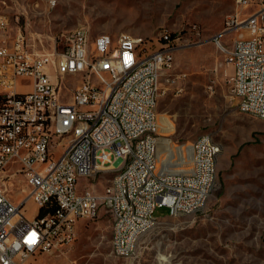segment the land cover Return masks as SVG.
I'll list each match as a JSON object with an SVG mask.
<instances>
[{"label": "built area", "instance_id": "2783aa9c", "mask_svg": "<svg viewBox=\"0 0 264 264\" xmlns=\"http://www.w3.org/2000/svg\"><path fill=\"white\" fill-rule=\"evenodd\" d=\"M235 1L214 39L233 67L240 110L264 118V0ZM176 39L164 31L150 49L147 39L105 32L93 39L79 26L50 50L36 49L0 12V264H27L72 242L78 221L97 217L101 206L112 215L114 255L135 257L158 223L144 221V210L165 206L179 216L205 205L217 183L219 142L210 134L193 142L190 169L161 171L159 74L174 64ZM109 165L119 169L102 194L79 185ZM152 190L163 197L148 199ZM52 201L54 211L28 217L27 204L39 211ZM135 202L151 209L135 210Z\"/></svg>", "mask_w": 264, "mask_h": 264}, {"label": "rangeland", "instance_id": "374dc122", "mask_svg": "<svg viewBox=\"0 0 264 264\" xmlns=\"http://www.w3.org/2000/svg\"><path fill=\"white\" fill-rule=\"evenodd\" d=\"M236 8L235 0H0V12L22 26L36 49L50 50L57 36L79 26L93 39L104 32L114 39L143 36L150 49L171 32L175 59L162 76L157 105L161 171L190 169L192 144L205 134L222 146L205 205L179 216L159 206L158 223L141 237L137 256L114 255L112 215L101 206L97 217L79 220L72 242L27 264H264V118L240 110L233 67L214 39ZM118 169L106 166L79 185L102 194ZM30 204L34 217L38 210Z\"/></svg>", "mask_w": 264, "mask_h": 264}, {"label": "bare ground", "instance_id": "6f19581e", "mask_svg": "<svg viewBox=\"0 0 264 264\" xmlns=\"http://www.w3.org/2000/svg\"><path fill=\"white\" fill-rule=\"evenodd\" d=\"M126 35L133 36L127 33ZM134 39L146 40V38L143 36H134ZM161 77H162V74H159V81H161ZM221 148L222 146L219 143L218 150H217V156L214 157L215 180H216V175H217V161H218V156L221 152ZM68 165H75V158H68ZM152 185H159V178H152ZM155 197H163V190H152V192H148V199H155ZM143 209H151V202H135V210H143ZM143 220L144 221L155 220L156 222H158L156 210H144Z\"/></svg>", "mask_w": 264, "mask_h": 264}, {"label": "trees", "instance_id": "16d2710c", "mask_svg": "<svg viewBox=\"0 0 264 264\" xmlns=\"http://www.w3.org/2000/svg\"><path fill=\"white\" fill-rule=\"evenodd\" d=\"M173 37H175L173 34H172ZM55 209V203L52 201L51 203L45 205L44 207L40 208L39 211H38V215L39 216H42L44 214H46L47 212H52L54 211Z\"/></svg>", "mask_w": 264, "mask_h": 264}, {"label": "crops", "instance_id": "0c3cea01", "mask_svg": "<svg viewBox=\"0 0 264 264\" xmlns=\"http://www.w3.org/2000/svg\"><path fill=\"white\" fill-rule=\"evenodd\" d=\"M164 73H165V72H164ZM162 76H163V74H162ZM161 81H162V77H161ZM35 213H36V211H35ZM35 213H34V214H35ZM78 222H79V221H78ZM77 228H78V223H77Z\"/></svg>", "mask_w": 264, "mask_h": 264}]
</instances>
